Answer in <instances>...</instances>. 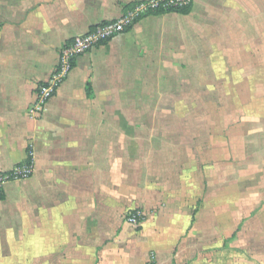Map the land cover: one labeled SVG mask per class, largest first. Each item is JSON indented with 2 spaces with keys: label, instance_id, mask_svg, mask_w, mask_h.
<instances>
[{
  "label": "crops",
  "instance_id": "obj_1",
  "mask_svg": "<svg viewBox=\"0 0 264 264\" xmlns=\"http://www.w3.org/2000/svg\"><path fill=\"white\" fill-rule=\"evenodd\" d=\"M139 1L0 0V172L33 160L0 264H264V0L144 16L27 114L63 43Z\"/></svg>",
  "mask_w": 264,
  "mask_h": 264
},
{
  "label": "built area",
  "instance_id": "obj_2",
  "mask_svg": "<svg viewBox=\"0 0 264 264\" xmlns=\"http://www.w3.org/2000/svg\"><path fill=\"white\" fill-rule=\"evenodd\" d=\"M192 0H143L125 9L121 16L113 20L102 22L90 27L85 33L69 39L59 49L58 60L50 78L38 82L34 88V99L27 108V114L33 118L41 117L49 100L54 96L59 86L72 69L75 60L82 54L94 50L96 47L111 40L120 33L126 32L139 19L158 10L167 11L173 8L189 6ZM33 171L32 152L28 158L8 171L0 172V199L3 195V185L8 181L29 177ZM139 211L129 212L127 222L137 225L140 222Z\"/></svg>",
  "mask_w": 264,
  "mask_h": 264
},
{
  "label": "trees",
  "instance_id": "obj_3",
  "mask_svg": "<svg viewBox=\"0 0 264 264\" xmlns=\"http://www.w3.org/2000/svg\"><path fill=\"white\" fill-rule=\"evenodd\" d=\"M190 7H191V4L189 5V6H186V7H183V8H181V9H179V8H173V9H169V10H167V11H162V10H158V11H156V12H154L155 14L157 13H165V12H179V13H187V12H189V10H190Z\"/></svg>",
  "mask_w": 264,
  "mask_h": 264
},
{
  "label": "rangeland",
  "instance_id": "obj_4",
  "mask_svg": "<svg viewBox=\"0 0 264 264\" xmlns=\"http://www.w3.org/2000/svg\"><path fill=\"white\" fill-rule=\"evenodd\" d=\"M186 109H188V107H186Z\"/></svg>",
  "mask_w": 264,
  "mask_h": 264
}]
</instances>
